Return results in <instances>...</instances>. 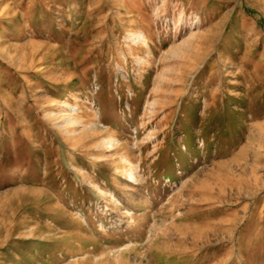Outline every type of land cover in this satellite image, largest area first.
Returning a JSON list of instances; mask_svg holds the SVG:
<instances>
[{"label": "rangeland", "instance_id": "1", "mask_svg": "<svg viewBox=\"0 0 264 264\" xmlns=\"http://www.w3.org/2000/svg\"><path fill=\"white\" fill-rule=\"evenodd\" d=\"M0 264H264V0H0Z\"/></svg>", "mask_w": 264, "mask_h": 264}, {"label": "bare ground", "instance_id": "2", "mask_svg": "<svg viewBox=\"0 0 264 264\" xmlns=\"http://www.w3.org/2000/svg\"><path fill=\"white\" fill-rule=\"evenodd\" d=\"M144 41V40H143ZM76 107H78L77 105H73L71 108L72 109H75ZM126 160V162L130 163V161H128L126 158H124ZM128 172H129V175L132 176L135 180L137 179L136 175H135V171H134V167H130L127 169Z\"/></svg>", "mask_w": 264, "mask_h": 264}]
</instances>
